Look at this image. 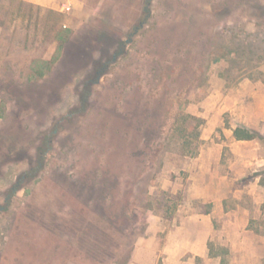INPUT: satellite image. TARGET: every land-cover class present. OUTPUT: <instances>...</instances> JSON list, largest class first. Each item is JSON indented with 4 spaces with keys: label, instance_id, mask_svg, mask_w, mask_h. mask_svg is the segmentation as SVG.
I'll return each mask as SVG.
<instances>
[{
    "label": "rangeland",
    "instance_id": "1",
    "mask_svg": "<svg viewBox=\"0 0 264 264\" xmlns=\"http://www.w3.org/2000/svg\"><path fill=\"white\" fill-rule=\"evenodd\" d=\"M63 3L0 0V264H186L207 225L194 264H230L218 204L264 233V0Z\"/></svg>",
    "mask_w": 264,
    "mask_h": 264
},
{
    "label": "crops",
    "instance_id": "2",
    "mask_svg": "<svg viewBox=\"0 0 264 264\" xmlns=\"http://www.w3.org/2000/svg\"><path fill=\"white\" fill-rule=\"evenodd\" d=\"M24 3L51 8L57 10L63 0H21ZM72 5L75 13L81 18L95 19L98 11L103 7V3L107 0H97L96 3H91L89 0H67ZM155 0H153L154 2ZM248 85V81L243 82ZM248 121V120H244ZM248 123V122H247ZM246 123V124H247ZM225 135L232 137L236 142L250 140H238L234 136V130H225ZM252 140V139H251ZM256 201H261L255 196ZM264 201V199L262 200ZM220 204L216 206L214 212L219 213V217H224L225 230L228 235V244L230 245L231 254L230 264H264V233H257L255 229L250 227L251 211L237 207L229 211L220 212ZM215 216V214L213 215ZM255 217V216H254ZM206 218H201L204 221ZM200 219L198 218V221ZM200 220V221H201ZM205 223L206 222L205 220ZM214 229L211 226H200L199 230L191 233L186 239L182 240L183 253L192 254V257L186 264H194L196 257L212 259L210 256V248L208 242L212 239ZM220 261V260H219Z\"/></svg>",
    "mask_w": 264,
    "mask_h": 264
},
{
    "label": "trees",
    "instance_id": "3",
    "mask_svg": "<svg viewBox=\"0 0 264 264\" xmlns=\"http://www.w3.org/2000/svg\"><path fill=\"white\" fill-rule=\"evenodd\" d=\"M152 0H146V10H149V6L151 4ZM106 66L101 70L99 77L104 73ZM42 73V72H41ZM41 73H39L41 75ZM87 98V94L85 95V98ZM189 116H185L183 117V119H186ZM197 137H199V134L196 135ZM234 136L236 137V139L238 140H251L254 139L258 136V134L256 132H253L252 130L246 128V127H241L238 126L234 129ZM211 245H210V255L211 253Z\"/></svg>",
    "mask_w": 264,
    "mask_h": 264
},
{
    "label": "built area",
    "instance_id": "4",
    "mask_svg": "<svg viewBox=\"0 0 264 264\" xmlns=\"http://www.w3.org/2000/svg\"><path fill=\"white\" fill-rule=\"evenodd\" d=\"M62 9L63 11H70L72 9V5L70 3H63Z\"/></svg>",
    "mask_w": 264,
    "mask_h": 264
}]
</instances>
